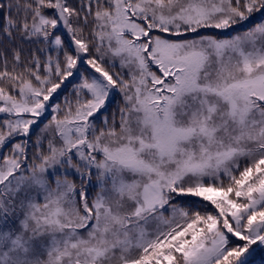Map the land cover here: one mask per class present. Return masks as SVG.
Returning a JSON list of instances; mask_svg holds the SVG:
<instances>
[{
    "label": "snow or ice",
    "instance_id": "obj_1",
    "mask_svg": "<svg viewBox=\"0 0 264 264\" xmlns=\"http://www.w3.org/2000/svg\"><path fill=\"white\" fill-rule=\"evenodd\" d=\"M264 0H0V264H264Z\"/></svg>",
    "mask_w": 264,
    "mask_h": 264
},
{
    "label": "rangeland",
    "instance_id": "obj_2",
    "mask_svg": "<svg viewBox=\"0 0 264 264\" xmlns=\"http://www.w3.org/2000/svg\"><path fill=\"white\" fill-rule=\"evenodd\" d=\"M259 254H260V256H259ZM255 260L264 262V252L257 253Z\"/></svg>",
    "mask_w": 264,
    "mask_h": 264
},
{
    "label": "trees",
    "instance_id": "obj_3",
    "mask_svg": "<svg viewBox=\"0 0 264 264\" xmlns=\"http://www.w3.org/2000/svg\"><path fill=\"white\" fill-rule=\"evenodd\" d=\"M259 256H260V254H259Z\"/></svg>",
    "mask_w": 264,
    "mask_h": 264
}]
</instances>
